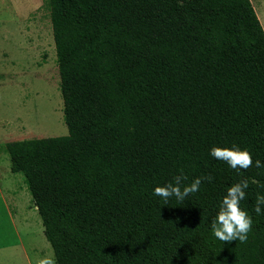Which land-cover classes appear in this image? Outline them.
I'll return each mask as SVG.
<instances>
[{"label":"trees","instance_id":"1","mask_svg":"<svg viewBox=\"0 0 264 264\" xmlns=\"http://www.w3.org/2000/svg\"><path fill=\"white\" fill-rule=\"evenodd\" d=\"M68 135L8 142L57 264H264V29L250 0H49ZM238 145L233 170L212 146ZM183 169L181 203L153 194ZM249 181L247 241L210 224Z\"/></svg>","mask_w":264,"mask_h":264},{"label":"rangeland","instance_id":"2","mask_svg":"<svg viewBox=\"0 0 264 264\" xmlns=\"http://www.w3.org/2000/svg\"><path fill=\"white\" fill-rule=\"evenodd\" d=\"M264 29V0H250ZM60 76L49 0H0V264H35L54 252L22 174L3 146L63 137Z\"/></svg>","mask_w":264,"mask_h":264},{"label":"clouds","instance_id":"3","mask_svg":"<svg viewBox=\"0 0 264 264\" xmlns=\"http://www.w3.org/2000/svg\"><path fill=\"white\" fill-rule=\"evenodd\" d=\"M209 154L218 161L226 162L231 169L247 170L253 166L252 154L248 149H243L232 144L230 147L212 146ZM255 167L262 168L264 164L260 160L255 161ZM211 175H204L195 178L190 184L185 183L188 177L183 169L175 175L171 181L164 186H157L153 194L164 200L165 203L170 198H175L178 202H183L190 194L197 193L202 183L213 181ZM249 187V181L241 179L239 182L227 188L219 204L216 216L212 219L210 228L216 239L223 243L239 241L245 243L249 232L252 230L253 219L251 215L241 208V201L246 198V190ZM264 210V195L257 194L253 211L260 215ZM35 264H57L54 255H48L38 259Z\"/></svg>","mask_w":264,"mask_h":264}]
</instances>
